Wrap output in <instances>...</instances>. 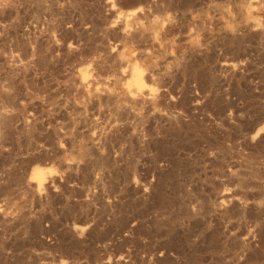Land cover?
I'll return each mask as SVG.
<instances>
[{
  "label": "rangeland",
  "instance_id": "374dc122",
  "mask_svg": "<svg viewBox=\"0 0 264 264\" xmlns=\"http://www.w3.org/2000/svg\"><path fill=\"white\" fill-rule=\"evenodd\" d=\"M0 264H264V0H0Z\"/></svg>",
  "mask_w": 264,
  "mask_h": 264
},
{
  "label": "bare ground",
  "instance_id": "6f19581e",
  "mask_svg": "<svg viewBox=\"0 0 264 264\" xmlns=\"http://www.w3.org/2000/svg\"><path fill=\"white\" fill-rule=\"evenodd\" d=\"M134 82H136L137 84H140L141 82H142V78H143V76L140 74V72L139 71H137V70H135L134 72ZM142 76V77H141ZM87 81V80H86ZM133 84V83H132ZM136 86V85H135ZM141 87V86H140ZM139 87V88H140ZM137 88V87H136ZM41 171H43V169H40ZM36 171V176L39 178V180H41L40 179V177L42 178L43 177V175H44V173H43V175H42V172L41 171ZM35 175V174H34ZM36 176H35V178H36ZM39 184H40V182H39Z\"/></svg>",
  "mask_w": 264,
  "mask_h": 264
}]
</instances>
